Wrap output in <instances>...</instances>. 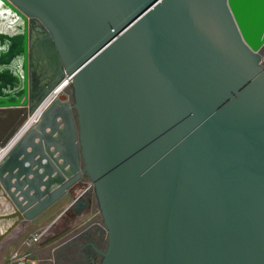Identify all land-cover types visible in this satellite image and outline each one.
I'll return each instance as SVG.
<instances>
[{
	"label": "water",
	"instance_id": "95a60500",
	"mask_svg": "<svg viewBox=\"0 0 264 264\" xmlns=\"http://www.w3.org/2000/svg\"><path fill=\"white\" fill-rule=\"evenodd\" d=\"M3 1L24 20V69L0 114L15 108L19 132L56 87L33 102L29 18L74 100L55 98L2 157L0 221H14L0 243L66 195L88 205L87 180L100 264H264V0Z\"/></svg>",
	"mask_w": 264,
	"mask_h": 264
},
{
	"label": "bare ground",
	"instance_id": "6f19581e",
	"mask_svg": "<svg viewBox=\"0 0 264 264\" xmlns=\"http://www.w3.org/2000/svg\"><path fill=\"white\" fill-rule=\"evenodd\" d=\"M23 23L22 17L3 0H0V96H8L14 89H17L15 92L19 96L22 93L19 87L21 73L24 69L23 56L22 54L15 55L13 51L17 44V37L22 32ZM8 53H10V56L6 62L5 58ZM69 82V77L63 79L53 90L51 98L58 96L69 85ZM51 98L35 112L29 121L23 124L19 132L15 131L22 123L16 121L19 113L16 112L15 108H11L9 113H5V115L0 114V141L6 143L3 147H0V158L6 154L20 135L40 119Z\"/></svg>",
	"mask_w": 264,
	"mask_h": 264
},
{
	"label": "crops",
	"instance_id": "0c3cea01",
	"mask_svg": "<svg viewBox=\"0 0 264 264\" xmlns=\"http://www.w3.org/2000/svg\"><path fill=\"white\" fill-rule=\"evenodd\" d=\"M85 182L88 183L87 180ZM80 193L81 192L78 191L77 195H79ZM82 198L83 201L89 202L88 205L82 207L81 210L79 209L80 211L77 212V216H76V218L78 220L79 219L82 220L84 224V228H82L80 232L83 241H85V243L82 244V247H86L87 256H90V253L88 254V251L90 250L98 254V264H100L102 260V255L98 251V249L100 251H105L107 248L108 245L107 229L105 228L103 223V218L99 213V207L97 205V200L95 198L93 190L87 192L85 196ZM74 202L75 200L70 195H66L63 198H61L59 201H57L54 205H52L50 208H48L46 211H44L42 214L34 218L33 220H25L19 223L11 231V233L1 241L0 250H3L8 246L15 244V242L24 234V232L35 229L36 227H41L44 223L47 222L52 223L55 220L62 219L63 214H68V212H70ZM6 212H8V209L5 206H0V214ZM13 221H14L13 219L1 220L0 229L4 231L5 227L12 224ZM68 231H69L68 229H63L60 233L55 234V236H57L56 238H59L62 235H65ZM66 245L67 243L65 242L61 244L63 248H66ZM58 246L55 248H58ZM57 257L58 259L60 258L59 255Z\"/></svg>",
	"mask_w": 264,
	"mask_h": 264
},
{
	"label": "flooded vegetation",
	"instance_id": "af4514ba",
	"mask_svg": "<svg viewBox=\"0 0 264 264\" xmlns=\"http://www.w3.org/2000/svg\"><path fill=\"white\" fill-rule=\"evenodd\" d=\"M28 42L31 92L33 99L39 101L49 90L53 89L65 78V66L57 54V50L53 45L48 30L35 18L28 19ZM262 50L260 51V55L261 64L263 65ZM68 97L70 102H73V90L71 96ZM83 187L84 189L82 191L86 190L87 182L83 181ZM90 190H92V188L87 189L83 197ZM78 202L79 200H76L70 212H68V214H63V216L68 215L71 218L76 217L77 212L81 210L80 207L76 206ZM69 228L70 227L67 226L65 229ZM55 234L58 233H53L52 237L55 236ZM79 253L85 254L84 259H79L76 264H98V254L93 251H88L90 256L86 255V251H80Z\"/></svg>",
	"mask_w": 264,
	"mask_h": 264
},
{
	"label": "rangeland",
	"instance_id": "374dc122",
	"mask_svg": "<svg viewBox=\"0 0 264 264\" xmlns=\"http://www.w3.org/2000/svg\"><path fill=\"white\" fill-rule=\"evenodd\" d=\"M262 62L264 65V48L262 50ZM71 83L72 81L57 96V98H59V96L63 93L71 96L73 90ZM32 100L35 102L33 97ZM99 213L101 215L100 211ZM67 226L70 228L65 235H62L61 237L58 236L59 238L47 241L50 237H52L53 233H60V231L65 229ZM82 228H84L82 220H78L76 217L71 218L68 215H64L62 219L55 220L52 223H44L41 227H36L35 229L24 232V234L15 242V244L0 250V263L4 261V256L8 257L15 251H19L21 255H26L33 258L35 260V264H76L79 259H84L85 255L80 254L79 252L86 251V247H82V244L85 243V241L82 239V236L80 235ZM39 231H45V234L39 239L38 242L32 241L29 245L24 244L26 239ZM64 242L67 243L66 248L61 246V244ZM57 246L58 248H55ZM58 255L60 256L59 259L57 257Z\"/></svg>",
	"mask_w": 264,
	"mask_h": 264
},
{
	"label": "built area",
	"instance_id": "2783aa9c",
	"mask_svg": "<svg viewBox=\"0 0 264 264\" xmlns=\"http://www.w3.org/2000/svg\"><path fill=\"white\" fill-rule=\"evenodd\" d=\"M67 77H69V76L66 75L65 78H67ZM65 78H64V79H65ZM69 80H70V82H71V81H72V77H69ZM70 82H69V84H70ZM52 93H53V91L50 92V93L48 94V96L42 101V103H41L40 106L37 108V110H38V109H39V108H40V107H41L46 101H48L49 98H51ZM56 97H57V96H54V97H52V98L49 100V103L46 105V108L50 105V103H51ZM46 108H45V110H46ZM37 110H36V111H37ZM45 110H44V111H45ZM44 111L42 112V114L44 113ZM34 114H35V113H34ZM42 114H41V116H42ZM31 117H32V116H31ZM31 117H29V119H30ZM40 118H41V117H40ZM2 157H3V156H2ZM2 157L0 158V161H1ZM89 188H92V189H93V186H92V184H91L90 182L87 183V188H86V190L89 189ZM86 190H84V191L79 190V191H80L82 194H84V193L86 192ZM77 193H78V192H77ZM44 234H45V231H39V232H36V233L32 234L31 237H29L28 239H26V240L24 241V244H25V245H29V244H31L32 241H34V242H38L39 239H40ZM0 264H35V260H34L33 258L29 257V256L21 255V254L19 253V251H15V252L12 253L10 256L5 257L4 261H3L2 263H0Z\"/></svg>",
	"mask_w": 264,
	"mask_h": 264
}]
</instances>
